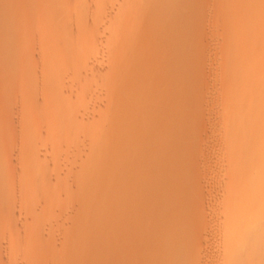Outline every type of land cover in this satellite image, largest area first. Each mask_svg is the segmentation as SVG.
<instances>
[{
    "label": "rangeland",
    "instance_id": "obj_1",
    "mask_svg": "<svg viewBox=\"0 0 264 264\" xmlns=\"http://www.w3.org/2000/svg\"><path fill=\"white\" fill-rule=\"evenodd\" d=\"M41 1L0 0V264H153L152 261L154 264H229L224 249L225 236L234 231L230 228L234 225L230 219L234 216L238 226L254 232L259 230L257 224H262L257 223L258 218L245 220L246 216L255 214L249 209L261 205L260 202L236 204L229 197L235 175L241 179L255 174L258 168L238 166L240 160L235 158L234 152L251 151L236 146L228 136L231 131L238 135L246 133L248 123L241 111L247 114L255 105L253 95L259 85L251 72L258 47L261 50L264 43V0H144L147 4L135 0L141 1L139 8L131 0H100V4L99 0H53L62 3L60 16L55 19L58 24L62 21V26L48 37H43L44 31L41 33L32 24L45 10ZM148 3L155 9L154 6L149 9ZM167 4L174 8L167 9ZM125 9L138 11L135 18L130 17L134 19L132 22L125 20L123 24L121 14ZM142 10L150 11L142 15ZM143 16H150L151 22L154 19L158 26V29L154 27L156 33L161 35L158 40L170 44L169 54L173 58L181 53L183 38L177 34L185 32L188 35V48L186 66L177 71L176 82L172 84L171 101L167 100L164 112L156 117V121L167 124L170 113L173 133L150 145L156 147H153L156 156L167 160L156 168L153 161L157 159L152 160L149 154L152 165L135 170L127 160L133 154V144L127 138L131 132L113 121L126 106L125 103L116 105L121 96L116 94L114 80L115 84L116 79L121 82L118 86L122 87L124 77H128L131 70L121 61L120 71L114 72L117 59L113 51L115 45H121L124 51L120 55L125 58L122 54L132 55L139 42L145 41L143 32L149 29L146 28L150 26L147 23L150 17L146 18L145 28L144 22L138 27L137 21ZM52 22L46 30L57 23ZM80 22L82 25L78 27ZM79 29L83 33L78 32ZM68 34L75 35L78 41L80 34L87 38L98 35L101 39L94 48L86 44L85 48L74 46L77 52L86 50L88 59L79 63L83 54L76 52L78 64L71 74L55 69L48 79L33 88L30 82L42 73L40 70L44 66L40 64L41 59H45L43 46L47 44L50 48L47 52L51 55L61 46V37ZM155 40L154 43L159 42ZM158 53L145 54L144 62L157 64L162 58ZM44 90L47 94L50 91L45 95L47 98H44ZM166 96V92L160 94L162 99ZM74 99L80 105L79 110L76 114H68L70 101ZM156 108L154 102L143 106L149 112ZM124 123L122 120L121 124ZM119 126L127 131L123 132ZM147 126L150 125H146L141 134L146 132ZM168 141L175 146L169 158L168 151L160 152L157 148L161 142ZM97 142L102 145L98 146ZM153 150L151 154L154 155ZM94 156L97 158L93 159ZM91 163L93 166H88ZM98 164L104 167L102 169L106 167L105 174ZM89 167L93 170H87ZM39 170L42 175L36 182L32 181L34 172ZM94 170H99L103 177L100 183L104 185L99 186L103 189L98 188V192L95 186L92 191L90 188L92 182L97 187L100 185L96 178L98 172H94L93 178ZM146 170L157 174L149 179L147 186L142 184V188L136 189L137 193H144L136 202L132 186L143 181ZM106 173L109 176L114 173L115 178L111 176L110 179L116 180L108 179ZM85 178L93 181L87 182L89 179ZM250 183L244 180L241 185ZM93 193H97L95 197ZM97 202L105 203L106 212ZM96 205L104 208L102 212ZM139 232L144 236H138ZM77 238L82 241L77 242ZM126 241L134 247L143 242L142 247H138L139 256H134L137 249L133 253L132 249L124 247ZM69 242H74L73 247ZM75 243L85 247L77 245L75 250Z\"/></svg>",
    "mask_w": 264,
    "mask_h": 264
},
{
    "label": "bare ground",
    "instance_id": "obj_2",
    "mask_svg": "<svg viewBox=\"0 0 264 264\" xmlns=\"http://www.w3.org/2000/svg\"><path fill=\"white\" fill-rule=\"evenodd\" d=\"M9 1V0H8ZM72 1V0H71ZM136 1H138V0H136ZM144 1V0H143ZM43 4V7H45V10L42 12V14L41 15H37L36 17H35V20H34V22L32 23L33 25H35V28H37V29H39V31L42 33L43 31V33H42V36L43 37H48L50 34H55V32L57 31H59V29H61L60 27L62 26L61 25V22L58 24V19L57 20H55L57 17H59L60 16V9H62V3L60 4V2L58 3V1L55 3V1H53V0H42L41 1ZM97 2H99V4H100V0L99 1H97ZM133 2H135V0H131V3L132 4H134ZM145 2V4H147L146 2L147 1H144ZM141 4V1L140 2H135V4L136 5H138V4ZM36 4V3H35ZM143 4V3H142ZM145 4H143V5H145ZM149 4V3H148ZM135 5V6H136ZM151 4H149V9L152 7V6H154L153 4L150 6ZM173 5V4H172ZM33 6H34V4H33ZM146 6H148V5H146ZM166 6H168V8L167 7H165V8H167V9H172V8H174L173 6H172V8H169V4H167ZM171 6V5H170ZM35 7V6H34ZM132 7V6H131ZM141 7V6H140ZM145 7V6H144ZM134 8V7H133ZM135 8H137V7H135ZM138 8H139V5H138ZM137 8V9H138ZM145 8H147V7H145ZM153 9H155V6L154 7H152ZM151 8V9H152ZM142 9H143V7H142ZM38 11V10H37ZM134 11V10H133ZM133 11H131L132 13H134ZM138 11V10H137ZM137 11L135 10V13H134V15H131V14H129V13H131L130 12V10H128V9H125V11L121 14V18H122V20H124V22H123V24L125 23V20H130L131 22H132V20H134L133 18H135L134 16H135V14H137ZM142 11H144V10H142ZM142 11H140V12H142ZM147 11V10H146ZM146 11H144L143 13H142V15H144V14H149V11L150 10H148V12H146ZM139 12V13H140ZM152 12H153V10H151V14H152ZM155 13L154 14H157V12L156 11H154ZM17 13V12H16ZM15 13V14H16ZM36 15V14H35ZM141 15V16H142ZM31 16V15H30ZM137 16V15H136ZM140 16V17H141ZM32 17V16H31ZM70 17V16H69ZM130 17H133V18H130ZM150 17V16H149ZM149 17H142L141 18V20L139 21V19H138V21H137V26L139 27V25H141L143 22V24H146V18H149ZM153 17H155V16H153ZM152 17V18H153ZM130 18V19H129ZM139 18V17H138ZM70 19V18H69ZM152 21V19H151V17H150V19H148V21L149 22H151ZM52 21H55V22H52ZM67 21V20H66ZM68 21H70V20H68ZM56 23V25H53V26H51V27H49L50 29L48 30H46V27H48V26H50V23ZM149 22H147L148 23V25L150 24V26H148L146 29H148L147 31L145 30L144 31V29H143V27L145 28V26H147V24L146 25H144L143 26V24H142V26H141V30H143L144 32H143V34L145 35V41L143 42V43H140L139 42V44H138V46H137V50L132 54V55H130V56H128V55H125V54H122V55H124L125 56V58L123 57V56H121L120 55V53L122 52V51H124L123 49L121 50L120 49V47L122 48V46L121 45H119V47L118 46H116L115 45V49H114V51H113V56H114V58L115 59H117L115 62V64L116 65H114V67L116 68H114V72L115 73H118L119 71H120V69H121V66H120V64H121V61H124V62H122V64H123V66L124 67H128L131 71H130V73H129V76L128 77H124V79H123V81H122V84H121V86L122 87H120V86H118L121 82H117V79H116V84H115V80L114 79H112V80H114V87H115V89L116 90H118L117 92H116V94L117 95H119V96H121V98L120 99H122V100H118L116 103H118V104H116V105H119V104H121V103H125V108H124V110L123 111H121L120 113L118 112L117 113V117H116V119H113V121H114V123H116L115 125L116 126H118V125H120V126H123L124 128H125V126L128 128V132L130 133L129 135L130 136H128L127 138H128V140L133 144L132 146V149H133V154H132V156H129L128 158H127V160L129 161V162H132V167L134 166V169L135 170H139V169H143L144 167H147L146 165L148 164H151L152 165V161H149V159H150V157H149V154H150V156L152 157H154V155H155V152H157V151H155V150H153L154 148H156L154 145H153V147L151 148L150 147V145H151V143L152 144H154V142L156 143L157 141H158V139L160 138H162L163 136H165L166 134L168 135V137H169V134H171V132L173 133V131L171 130V128H170V124H171V114L170 113H168V115H169V119H168V123L166 124V123H164V122H158V121H156V117H158L160 114H162L163 112H164V110H165V107H166V105H167V103H168V101L167 100H170L171 101V88H172V84L174 83V82H176V78H177V71L182 67V66H186V62H187V59H186V57H185V51L187 50V48H188V35L184 32V33H182L181 35L180 34H177L180 38H183L182 40H181V53L179 54V55H177L176 57H172L170 54H169V52H170V44H165V41L164 40H158L159 39V37L161 36L160 34H158V33H156L157 31V29H158V26L157 25H155L154 24V19H153V22H151L152 24H153V26H151L152 24L151 23H149ZM62 24H64V23H62ZM128 24H130V23H128ZM30 25V24H29ZM79 25H82V23L80 22V24H78L77 26L79 27ZM126 26V25H125ZM121 27V26H120ZM136 27V26H135ZM150 27H152V28H157L156 30H155V28H154V30H151V28ZM77 29V28H76ZM76 29H75V31H76ZM121 29H123V28H121ZM259 29H260V27L258 28V31H259ZM81 29H79V31L78 32H82V31H80ZM262 30V29H261ZM259 31V33H262V31ZM154 31V32H153ZM139 32H140V29H138V35L140 36V34H139ZM151 32V33H150ZM73 33H74V31H73ZM83 33V32H82ZM84 33H86V32H84ZM127 33V32H126ZM155 33V34H157L156 36H155V34L153 35V34ZM123 34V33H122ZM125 34V33H124ZM123 34V35H124ZM136 34V33H135ZM151 34V35H150ZM69 35V34H68ZM75 35H76V32H75ZM75 35H69V36H66V35H64V36H62L61 38H62V40H63V38H65V40H63V43H62V40H60L61 38H59V40L61 41V46L59 47V48H57V49H55L54 50V52L51 54V55H49L48 54V52H47V49H50L48 46H47V44L46 45H44L43 47H44V58L45 59H41V63L40 64H43L44 66L42 67V70H40L42 73L38 76V77H34L32 80H31V82H30V84H32V87L33 88H35L40 82H42V81H44V80H46V79H48L49 77H50V75H52V73L54 72V70L56 69V70H59V72H62V73H64V74H66V75H69V74H71V70L73 71L74 70V68H76L75 66L78 64V61H79V63L81 62H85L87 59H88V55L86 54V53H88L85 49V51H86V53H84L82 50L81 51H75L74 50V46L75 45H81V46H83L84 47V44H86V46H89V47H92L93 45L96 47V44L97 43H99V39H101V37L100 36H94V38H93V36H88V38L86 37H83V35L82 34H80V39H79V41L78 40H76V38H75ZM137 35V34H136ZM149 35H150V37H149ZM153 35V39H151V36ZM160 35V36H159ZM51 36V35H50ZM77 36H79V34L77 35ZM126 36V35H125ZM143 36V35H142ZM93 39H92V38ZM100 37V38H99ZM137 37V36H136ZM156 37V40L154 39ZM81 38H82V42H81ZM92 39V41H89L88 39ZM118 38V37H117ZM148 39H150V41H152L153 42V40H155V41H159V42H153L152 44V46H150L149 44L151 43ZM264 39V38H263ZM262 39V40H263ZM45 40V39H44ZM127 40H129V39H127ZM59 41V42H60ZM121 41H123V40H121ZM134 41H136V40H134ZM140 41H142V39L140 40ZM146 41H147V43L148 42H150V43H148V45L150 46H146ZM164 41V42H163ZM259 41H260V38H259ZM92 42V43H91ZM116 42V41H115ZM128 42V41H127ZM262 42H264V41H262ZM116 43H118V42H116ZM122 43H124V42H122ZM146 43V44H145ZM135 44H137V43H135ZM179 44H180V42L178 43V45H177V47H179ZM264 44V43H263ZM262 44V46H261V50H259L260 49V47H258V52L256 53V55H255V64L252 66V74H255L256 76H255V82L259 85V87H258V89H257V91H256V93L253 95V98H254V102L253 103H255V105H254V108L252 109V110H250L247 114L246 113H242V111H241V114L243 115H245L246 117V121H247V123H248V126H247V128H246V133H242L243 135H240L241 133H239V135H238V133L236 134V133H234V131L232 132L231 131V133H229V138H230V140H231V142L233 141L234 142V144L236 145V146H244V147H246V148H249L250 149V151L251 152H242L241 154H240V152L239 153H235L234 152V156H235V158H238V160H240V162H238V166L240 167V168H242V169H248V168H250L251 166H257V168H258V170H257V172L255 173V174H251V175H248V176H245V177H242L241 179H238L237 178V176L235 175V177L233 178L234 180V183H233V187H232V189L230 190V191H228V193H229V197H230V199L232 200V201H234L236 204L238 203V202H240V201H250V202H260L261 203V205H255L254 207H252L251 209H249L250 211H251V213H255L254 215H250V216H246V218H245V220L246 219H253V218H258L257 220H258V222L257 223H262V224H264V101H261V98H262V96H264V45ZM130 45H132V44H130ZM157 47H156V46ZM85 46V47H86ZM94 46H93V48H94ZM98 46V45H97ZM133 46V45H132ZM145 46V47H144ZM252 46V45H251ZM83 47H81L82 49H83ZM84 47V48H85ZM99 47V46H98ZM124 48V47H123ZM136 48V47H135ZM146 48V49H145ZM156 48H158V52H157V50H156ZM89 49H91V48H89ZM113 49V48H112ZM151 49H153V51H150ZM87 50H88V48H87ZM133 51H134V48H133ZM147 51H149V52H147ZM79 54V52H81L83 55L81 56V58H82V60L81 59H79L78 58V55H77V53ZM155 52H156V54L158 53V54H161L162 55V58L160 59V61L157 63V64H149V63H145L144 61H145V59H144V55L146 54H148L149 56H154L155 55ZM260 52H261V54H260ZM150 53H152V55L150 54ZM86 54V55H85ZM154 54V55H153ZM183 54H184V57H183ZM142 55V56H141ZM79 56V57H80ZM141 56V57H140ZM148 56V57H149ZM76 57H77V59H79L78 61H77V59H76ZM147 57V56H146ZM146 59H148V58H146ZM1 62V61H0ZM20 62V61H19ZM7 63V62H6ZM17 64V63H16ZM2 65V64H1ZM11 65V64H10ZM9 66V65H8ZM25 66V65H24ZM11 67V66H10ZM113 68V67H112ZM120 68V69H119ZM251 68V67H250ZM249 68V69H250ZM113 70V69H112ZM18 73V72H17ZM16 74V73H15ZM174 74V75H173ZM89 76V75H88ZM26 80V79H25ZM88 81V80H87ZM112 82V81H111ZM28 83V82H27ZM113 83V82H112ZM30 86V85H29ZM113 87V86H112ZM24 88V87H23ZM48 88H50V87H48ZM45 91V90H44ZM30 92V91H29ZM49 92L50 91H48V94H49ZM119 92V93H118ZM164 92H166V99H162L161 97H160V94L161 93H164ZM22 94V93H21ZM20 94V95H21ZM47 94V92L45 91L44 92V98H47V97H45V95ZM47 94V95H48ZM115 94V93H114ZM46 95V96H47ZM115 95H113V97H114ZM73 99V98H72ZM45 100V99H44ZM20 101V100H19ZM148 102H154V103H156V105H157V108L155 109V110H153L152 112L150 111H146L145 109H143V106H144V104H146V103H148ZM134 103V106H136L135 108H132V107H134V106H132V104ZM70 104H71V106H70V110L68 111V114H71L72 112L74 113V114H76L77 113V111L79 110V103H78V101L77 100H71L70 101ZM133 118H132V117ZM131 117V118H130ZM115 118V117H114ZM242 118H244V117H242ZM244 118V119H245ZM122 120L123 121H125V123L122 125L121 124V122H122ZM127 124V125H126ZM150 125L148 128H147V130H145L146 132L145 133H142L141 134V132L144 130V128H145V126L146 125ZM233 124V123H232ZM114 125V126H115ZM119 126V128L120 129H122V131H123V127H120ZM232 126V125H231ZM114 128V127H113ZM127 128H125V129H127ZM116 129V128H115ZM130 129V130H129ZM143 129V130H142ZM125 131V130H124ZM123 131V132H124ZM127 131V130H126ZM125 131V132H126ZM153 131V132H152ZM243 131H244V129H243ZM230 132V131H229ZM151 133H154V135H152ZM127 134V133H126ZM126 134L124 135V136H126ZM232 134V135H231ZM128 135V134H127ZM102 136V135H101ZM100 136V137H101ZM159 139V140H160ZM168 140H170V138L168 139ZM100 141V140H99ZM128 141V142H129ZM97 144H98V146H99V144H101V143H98L97 142ZM102 145V144H101ZM100 145V146H101ZM158 145V144H157ZM156 145V146H157ZM182 145H183V143H182ZM97 146V145H96ZM235 146V147H236ZM175 147V146H174ZM174 147H173V145L170 143V141H168L167 143H164V142H161V144H159L158 146H157V148H158V151H168L167 152V158H169V156L172 154V151L174 150ZM95 149H96V147H94ZM99 148V147H98ZM105 148V147H104ZM182 148V147H181ZM186 149V148H185ZM104 150V149H103ZM105 150H106V148H105ZM135 150L137 151V152H135ZM153 150V152H154V155L153 154H151V151ZM179 150H181V149H179ZM188 150V149H187ZM230 150H231V148H230ZM101 151V150H100ZM252 151H255L256 153H253ZM96 152H97V150H96ZM232 152V151H231ZM159 153V152H158ZM179 153V152H178ZM157 154V153H156ZM95 155V154H94ZM97 155V154H96ZM95 155V156H96ZM166 155V154H165ZM93 157V159L94 158H97V157ZM143 156H146L145 158L146 159H144L143 158ZM160 156V155H159ZM159 156H156L155 155V157L153 158H151L152 160H156L157 159V161L158 160H160L159 161V163H157V161H153L154 163L156 162L158 165H156V163H155V165L154 166H156V168H158L162 163H164V161H166L167 159L165 158V157H159ZM161 156H163V155H161ZM103 157V156H102ZM158 157V158H157ZM156 158V159H155ZM159 158H161V159H159ZM150 159V160H151ZM97 160H99V159H97ZM89 161V160H88ZM91 161V160H90ZM127 161V162H128ZM168 161H170L169 159H168ZM250 161H251V163H250ZM92 163H94L93 161H91ZM103 162V161H102ZM91 163V164H92ZM96 163H97V161H96ZM153 163V164H154ZM129 164V163H128ZM166 164H167V162H166ZM96 165V164H95ZM101 164H98V166L102 169V168H104V167H102V165L100 166ZM88 166H93V164L92 165H88ZM87 166V167H88ZM109 166H110V164H109ZM108 166V167H109ZM124 167H126V165H123ZM158 166V167H157ZM167 166H168V164H167ZM99 167L97 168V169H99ZM124 167L122 168V170H124ZM128 167H130V165L128 166ZM153 167V166H152ZM151 167V168H152ZM163 167V166H162ZM161 167V168H162ZM160 168V167H159ZM233 168L234 169H236L237 167H236V165H233ZM87 169V168H86ZM89 169H92V167H89L87 170H89ZM96 169V170H97ZM101 169H99L100 171H101ZM127 169V168H126ZM164 169H166L167 170V168L165 167ZM172 169V168H171ZM174 169V168H173ZM93 170V169H92ZM91 170V171H92ZM98 170V171H99ZM102 170H104V171H102V173L103 174H105V171H106V167H105V169H102ZM129 170H130V168H129ZM133 170V169H132ZM162 170V169H161ZM97 171V172H98ZM109 171V170H108ZM150 171V170H149ZM149 171H147L146 170V176H144V174L145 173H143L142 174V176H144L145 178L143 179V181H145V182H143V181H141L140 182V184L139 183H137L136 184V182H135V184L137 185V186H135V184L133 185V183H132V187H134L132 190H133V192L135 191L136 192V189H140V187L142 186L143 187V185L145 184H147L148 185V181H150L152 178H154L155 176H156V174L157 173H155V171L153 172L152 171V173L151 172H149ZM95 170L93 171V174H94V179H95V176H96V174L95 173H97V172H95ZM127 172V171H126ZM142 172V171H141ZM159 172V171H158ZM162 172H163V170H162ZM165 172V171H164ZM167 172V171H166ZM165 172V173H166ZM169 172V171H168ZM35 174L33 175V177H31V180L32 181H34V182H36L38 179H39V177L42 175L41 173H40V170L39 171H35L34 172ZM84 173V172H83ZM88 173H89V171H88ZM99 173V172H98ZM117 173V172H116ZM107 175H108V179H110V177L111 176H115V174L113 173H110V175L111 176H109V173H106ZM123 174H124V172H123ZM101 175V173H99L97 176H96V178H97V180H99V183L98 184H100V185H98V187H97V185H96V183H95V185H94V182H92L91 183V185H90V188H91V191H92V188H94V186H95V189H96V191L98 192L99 191V189L101 190V189H103L102 187L100 188L99 186H101V185H104V184H102V183H100V179L101 180H103V177H102V175ZM118 176H119V173L117 174ZM169 175L171 176V174L169 173ZM174 175V174H173ZM113 176V177H114ZM168 176V175H167ZM175 176V175H174ZM89 177V176H88ZM98 177H101V178H99L98 179ZM107 177V176H106ZM105 178V177H104ZM115 178V177H114ZM114 178H111V179H113L114 180ZM164 178V177H163ZM169 178V177H168ZM85 179H89V178H85ZM92 179V178H91ZM91 179H89L87 182H89ZM110 179V180H111ZM150 179V180H149ZM157 179H158V177H157ZM160 179V178H159ZM30 180V181H31ZM96 180V181H97ZM116 180V179H115ZM114 180V181H115ZM131 180V179H130ZM147 180V181H146ZM154 180V179H153ZM184 180V179H183ZM251 181V183L249 184V185H246V186H243V185H241L242 184V181ZM92 181H93V179H92ZM95 181V180H94ZM124 181V180H123ZM140 180H138V182H139ZM105 182H106V179H105ZM85 184V183H84ZM143 184V185H142ZM151 184V183H150ZM146 185V186H147ZM88 186V185H87ZM153 186V185H152ZM182 186V185H181ZM185 186V185H184ZM141 187V188H142ZM155 187V186H154ZM188 187V186H187ZM99 188V189H98ZM85 189V188H84ZM88 189H89V187H88ZM98 189V190H97ZM152 189V188H151ZM144 190V189H143ZM88 191V190H87ZM148 191V190H147ZM223 191V190H222ZM94 193H95V190L93 191ZM132 192V194H134V195H136L135 197L137 198L136 199V202H138L139 200L138 199H140V195L141 194H144L142 191L140 192V193H137L136 192V194L135 193H133ZM138 192H139V190H138ZM94 193H93V195H94ZM90 194H92V192L90 193ZM97 194V193H96ZM95 194V195H96ZM138 194V195H137ZM95 195H94V197H95ZM125 196H127V195H125ZM144 196V195H143ZM129 197H130V195H129ZM134 197V196H133ZM188 197V196H187ZM120 198H122V197H120ZM130 198H132V197H130ZM142 199V198H141ZM178 199V198H177ZM180 199V198H179ZM132 200V199H131ZM143 200V199H142ZM147 200V199H146ZM149 200V199H148ZM148 200H147V202H148ZM117 201V200H116ZM178 202V201H177ZM97 203H100V202H97ZM110 202H108L107 204H109ZM170 203H172V201L170 202ZM183 203V202H182ZM235 203H234V206H235ZM259 203V204H260ZM100 204H102V203H100ZM134 204V203H133ZM103 207H105L104 205H105V203L103 202ZM88 206V205H87ZM96 206H98V205H96ZM101 206V205H100ZM100 206H98V207H100ZM184 206V205H183ZM103 207H100V209H101V212H102V208ZM154 207V206H153ZM142 208H143V204H142ZM165 208V207H164ZM104 209V208H103ZM110 209V208H109ZM149 209V208H148ZM156 209V208H155ZM177 209V208H176ZM106 210V207H105V209H104V211ZM129 210V209H128ZM162 210H163V208H162ZM100 211V210H99ZM108 211V210H107ZM160 211V210H159ZM106 212V211H105ZM174 212H176V211H174ZM157 213V212H156ZM159 213V212H158ZM171 213V212H170ZM123 214V213H122ZM139 216H141L140 214H138ZM175 215V214H174ZM183 215V214H182ZM166 216V215H165ZM169 216V215H168ZM168 216H166V217H168ZM125 217V216H124ZM142 217H144V216H142ZM153 217V216H152ZM156 217V216H155ZM184 217V216H183ZM154 218V217H153ZM152 218V219H153ZM236 218V217H235ZM127 219V218H126ZM125 219V220H126ZM164 219V218H163ZM162 219V220H163ZM182 219V218H181ZM186 219V218H185ZM254 219V220H255ZM2 220V219H1ZM7 220V219H6ZM138 220V219H137ZM147 220V219H146ZM146 220H144V221H146ZM155 220H157V219H155ZM229 220V219H228ZM231 220V225H232V223L234 224V225H232L233 227H230L232 230H234L233 231V233H230V234H228V235H226L225 237V239H226V241H225V249H224V254H225V257H226V261H227V263H229V264H264V226H262V224H257L258 225V227H259V230H257V231H249L247 228H243V227H240V226H238V223H237V220H235L234 219V216H233V218H231L230 219ZM241 220V219H240ZM124 221V220H123ZM149 221V223H150V221L151 220H148ZM154 220H152V222H153ZM180 222V221H179ZM125 223V222H124ZM129 223V222H128ZM139 223H141V222H139ZM164 223V222H163ZM241 223V222H240ZM230 224V223H229ZM132 225V224H131ZM147 225V224H146ZM178 225H180V224H178ZM117 226V225H116ZM115 226V227H116ZM137 226H138V223H137ZM165 226V225H164ZM183 227H184V225H182ZM182 226H181V228H182ZM229 226V225H228ZM120 227V226H119ZM126 227V226H125ZM136 227V226H135ZM141 227V226H140ZM178 227V226H177ZM192 227H193V225H192ZM83 228V227H82ZM138 229L136 230L137 232H138V230H139V227H137ZM142 228V227H141ZM186 228V227H185ZM3 229V228H2ZM112 229V228H111ZM128 229H130V228H127V232H129V230ZM144 229V228H143ZM160 229V228H159ZM197 229V228H196ZM196 229H195V233H197L196 232ZM166 230V229H165ZM164 230V231H165ZM198 230V229H197ZM1 231V230H0ZM85 231V230H84ZM142 231V230H141ZM162 231V230H161ZM179 231V230H178ZM183 231V230H182ZM132 232H133V230H132ZM173 232H174V230H173ZM190 232V231H189ZM142 233H144V232H142ZM179 233V232H178ZM177 233V234H178ZM184 233H185V231H184ZM122 234V233H121ZM125 234V233H124ZM133 234H135V233H133ZM139 234H140V236L141 235H143V234H141V232H139L137 235L139 236ZM181 234V233H180ZM86 235V234H85ZM89 235V234H88ZM126 235H127V233H126ZM125 235V236H126ZM130 235V234H129ZM184 235V234H183ZM189 235H191V234H189ZM195 235V234H194ZM83 236V235H82ZM115 236V235H114ZM138 236H137V238H138ZM144 236V235H143ZM142 236V237H143ZM153 236V235H152ZM151 236V237H152ZM182 236V235H181ZM148 237H149V235H148ZM159 237V236H158ZM176 237V236H175ZM177 237H178V235H177ZM196 237V236H195ZM87 238V237H86ZM116 238V237H115ZM120 238V237H119ZM147 238V237H146ZM154 238V237H153ZM152 238V239H153ZM157 238V237H156ZM160 238V237H159ZM164 238V237H163ZM170 238V237H169ZM172 238V237H171ZM174 238V237H173ZM199 238V237H198ZM82 239H83V237H82ZM142 238H140V240H141ZM77 240H79V238H77L76 239V241ZM114 240V239H113ZM119 240V239H118ZM124 240V239H123ZM122 240V241H123ZM129 240H132L131 238L129 239ZM135 240H136V238H135ZM138 240V239H137ZM157 240V239H156ZM173 240V239H172ZM192 240V239H191ZM79 241H82V240H79ZM107 241V240H106ZM174 241H175V239H174ZM178 241V240H177ZM194 241V245H195V240H193ZM78 242V241H77ZM101 242V241H100ZM110 242V241H109ZM160 242V241H159ZM70 243V242H69ZM72 243V242H71ZM70 243V247H73L72 245L74 244V242H73V244H71ZM95 243V242H94ZM120 243V242H119ZM118 243V244H119ZM122 243V242H121ZM139 243V242H138ZM143 242H141L140 244L141 245H143L142 244ZM153 243V242H152ZM164 243V242H163ZM175 243V242H174ZM42 244V243H41ZM81 244V243H80ZM97 244V243H96ZM115 244V243H114ZM138 245L137 247H134L135 245H130L129 244V242L128 241H126V244L124 245V243L122 244V247H123V245H124V247L126 246V249H132V251L131 252H133L134 253V249H137V251L134 253L135 255V257H136V254H137V252L139 251L138 250V247L139 246H141V245ZM161 244V243H160ZM176 244V243H175ZM174 244V245H175ZM180 244H181V242H180ZM75 250H76V247L78 248V246H80L81 248L82 247H85L83 244H81V245H79V243H75ZM78 245V246H77ZM85 245H86V243H85ZM88 245V244H87ZM113 245V244H112ZM115 245H117V244H115ZM115 245H113V246H115ZM146 245V244H145ZM163 246L165 245V244H162ZM168 245V244H167ZM185 245V244H184ZM189 245V244H188ZM191 245V244H190ZM192 245H193V243H192ZM255 245H257L256 247H254ZM51 246H52V244H51ZM93 246H94V244H93ZM103 246V245H102ZM133 246V247H132ZM152 246V245H151ZM166 246V245H165ZM173 246V245H172ZM196 246H198V243L196 244ZM195 246V247H196ZM50 247V246H49ZM70 247H68L69 249H70ZM79 247V249H81ZM142 247V246H141ZM154 247V246H153ZM157 247H159V246H157ZM45 248V247H44ZM100 248V247H99ZM113 248V247H112ZM118 248H120V246L118 247ZM117 248V249H118ZM167 248H169L168 246H167ZM170 248H171V245H170ZM77 250V252L78 251H80V250ZM122 249V248H121ZM125 249V250H126ZM148 249V248H147ZM154 249V248H153ZM34 250V249H33ZM39 250H40V248H39ZM105 250H106V248H105ZM110 250H111V248H110ZM141 250H142V248H141ZM156 250H158V248L156 249ZM160 250V249H159ZM55 251V250H54ZM69 251V250H68ZM97 251V250H96ZM106 251H108V250H106ZM118 251V250H117ZM120 251V250H119ZM179 251V250H178ZM73 252V251H72ZM158 252V251H157ZM165 252V251H164ZM166 252H167V250H166ZM69 253V252H68ZM148 253V252H147ZM168 253V252H167ZM194 253V252H193ZM42 254V253H41ZM40 254V255H41ZM56 254H58L57 252H56ZM81 254V253H80ZM100 254H101V252H100ZM113 253H111V255H112ZM223 254V255H224ZM50 255V254H49ZM117 255V254H116ZM115 254L113 255V256H116ZM138 256H139V254H137ZM168 255V254H167ZM172 255V254H171ZM47 256V255H46ZM56 256V255H55ZM132 256V255H131ZM141 256H143V255H141ZM177 256H178V254H177ZM150 257V256H149ZM171 257V256H170ZM133 258V257H132ZM151 258H153V257H151ZM158 258V257H157ZM162 258V257H161ZM169 258V257H168ZM172 258V257H171ZM184 258V257H183ZM183 258H181V259H183ZM53 259V258H52ZM140 258H138V260H139ZM142 259V258H141ZM150 259V258H149ZM166 259V258H165ZM164 259V260H165ZM189 259V258H188ZM194 259V258H193ZM98 260V259H97ZM160 261V260H159ZM174 261V260H173ZM184 261H185V259H184ZM188 261V260H187ZM72 262V261H71ZM153 262V264H154V261H152ZM156 262V261H155ZM160 263V262H159ZM175 263V262H174ZM158 264V263H157ZM178 264H180V263H178Z\"/></svg>",
    "mask_w": 264,
    "mask_h": 264
}]
</instances>
